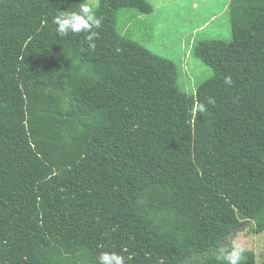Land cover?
Returning <instances> with one entry per match:
<instances>
[{"label": "trees", "instance_id": "trees-1", "mask_svg": "<svg viewBox=\"0 0 264 264\" xmlns=\"http://www.w3.org/2000/svg\"><path fill=\"white\" fill-rule=\"evenodd\" d=\"M82 2L0 0V264H225L243 227L264 232V0H231L232 38L198 45L213 75L192 94L118 28L151 4L101 0L93 41L61 37L53 18Z\"/></svg>", "mask_w": 264, "mask_h": 264}, {"label": "rangeland", "instance_id": "rangeland-1", "mask_svg": "<svg viewBox=\"0 0 264 264\" xmlns=\"http://www.w3.org/2000/svg\"><path fill=\"white\" fill-rule=\"evenodd\" d=\"M153 12L124 9L118 18L122 35L172 60L178 68L179 86L192 94L213 72L195 57L199 44L232 38L231 0H146ZM101 0H88L96 8ZM233 244L254 251L257 264H264V232L251 235L248 226L236 233Z\"/></svg>", "mask_w": 264, "mask_h": 264}, {"label": "clouds", "instance_id": "clouds-1", "mask_svg": "<svg viewBox=\"0 0 264 264\" xmlns=\"http://www.w3.org/2000/svg\"><path fill=\"white\" fill-rule=\"evenodd\" d=\"M56 25V32L61 37L68 36L70 33L80 34L82 32L90 33L86 39L91 42L97 33L90 31L94 28H99L102 24V18L98 17L93 10V7L88 2H82L77 11H60L52 21ZM89 47L95 49V44L90 43ZM225 85L233 83L231 76L224 78ZM207 104L214 105L213 97L207 98ZM208 111L205 103L195 101L190 110V123L195 124L200 114ZM55 172L50 174L47 179H52ZM217 260L225 262V264H242L245 260L244 250L236 245H233L231 250H222L217 255ZM98 264H125L124 257L116 252H102L98 256Z\"/></svg>", "mask_w": 264, "mask_h": 264}]
</instances>
